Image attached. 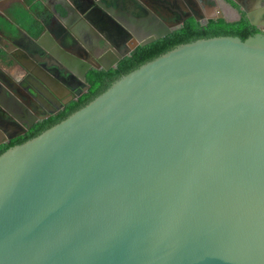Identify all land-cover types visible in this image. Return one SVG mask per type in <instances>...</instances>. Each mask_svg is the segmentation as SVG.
I'll return each mask as SVG.
<instances>
[{"label":"water","instance_id":"95a60500","mask_svg":"<svg viewBox=\"0 0 264 264\" xmlns=\"http://www.w3.org/2000/svg\"><path fill=\"white\" fill-rule=\"evenodd\" d=\"M107 1L94 3L135 39L106 63L48 53L47 65L84 82L199 21L138 20ZM0 264H264V33L179 43L1 152Z\"/></svg>","mask_w":264,"mask_h":264},{"label":"flooded vegetation","instance_id":"af4514ba","mask_svg":"<svg viewBox=\"0 0 264 264\" xmlns=\"http://www.w3.org/2000/svg\"><path fill=\"white\" fill-rule=\"evenodd\" d=\"M36 1L42 4L39 11L30 8ZM94 1L31 0L27 2V0H11L8 4L9 7L17 3L34 16L39 14L38 19L41 22L46 19L48 13L49 17L39 36L35 38L30 36L35 40L40 39L38 43L31 38L18 37L19 39H16L15 37L17 46L22 47L23 50L16 49L9 53L15 74L21 77L11 82V98L2 96V101L7 103L0 105V139L3 136H10L3 142L24 134L36 122L41 121L37 120L23 133L13 135L24 128L27 119L32 115L36 116L51 110H55L52 113L55 114L89 89V87L84 89L86 81L79 79L77 68L72 72L69 66H65V63H60L62 70L47 65L48 59L45 57L48 53L56 59H65L71 63L77 60L88 62L91 58L94 59V55L98 52L101 61L106 63L114 49L123 48L135 39V36L129 34L125 26L129 24L127 20L101 10ZM236 1L240 4L237 5L233 0H121V9L138 20L146 17L151 21L157 20L165 23H176L181 17L195 14L199 21L189 15L183 23L193 18L199 24H206L210 19H223L225 22L237 21L242 16L247 19L244 12L246 9L252 15L253 20L258 23L255 26L259 32L264 33V18L259 19L261 10H264V0ZM4 2L6 0H0V3ZM161 2H168L170 6L166 7ZM106 4L115 9L116 0H108ZM6 9L2 13L4 18L9 20L6 16ZM63 9L65 14H61ZM49 29L57 32L55 43L51 40L42 41L45 32ZM134 32V35H142L140 28H135ZM45 66H50L51 70H44ZM28 79H33L32 84L27 83ZM60 103H64L63 107L56 109Z\"/></svg>","mask_w":264,"mask_h":264},{"label":"trees","instance_id":"16d2710c","mask_svg":"<svg viewBox=\"0 0 264 264\" xmlns=\"http://www.w3.org/2000/svg\"><path fill=\"white\" fill-rule=\"evenodd\" d=\"M27 2H31V0H27ZM41 7L42 4L36 1L30 8L31 10L39 11ZM61 14H65L64 9L61 11ZM6 16L9 20L0 18V26L7 35L11 37L16 36L18 33L16 26H20L25 29L29 36L35 38L42 32L43 26L48 20L49 13L46 19L41 22L38 19L39 14L38 16H34L20 4L14 3L6 9ZM256 32H259V29L251 24L244 16L234 22H225L223 19H210L206 24H199L193 18H189L181 27L172 30L170 33L145 45H137L129 55L122 57L115 67H110L109 69L90 68L85 76V81L89 84V89L85 93L67 103L63 109L57 111L55 114L36 122L24 134L16 136L7 142L0 143V153L8 147L25 141L65 118L68 114L83 106L106 89L120 75L179 43L215 35H235L244 39Z\"/></svg>","mask_w":264,"mask_h":264},{"label":"crops","instance_id":"0c3cea01","mask_svg":"<svg viewBox=\"0 0 264 264\" xmlns=\"http://www.w3.org/2000/svg\"><path fill=\"white\" fill-rule=\"evenodd\" d=\"M11 0H6V2L4 3H0V11L4 13V10L8 7V4L10 3ZM17 28V35L14 37H11L9 35H7L5 33V31L3 29L0 28L1 32L4 35L0 34V105L3 106L5 105L7 102L2 101V96H6L9 98H11L12 94L10 93L11 91V82L14 80L19 79V76H16L15 71L12 67V59L11 56L9 55V53L11 51L14 50H23L22 47L17 46L15 37H17L16 39L19 38H31L29 36V34L25 31V29H23L20 26H16ZM57 32L52 31L49 29V31L47 30L45 32V36L44 39L42 40L43 42L47 41V40H51L52 43H55V36ZM19 37V38H18ZM33 40H35L34 38H31ZM71 44V43H70ZM41 45V44H40Z\"/></svg>","mask_w":264,"mask_h":264},{"label":"rangeland","instance_id":"374dc122","mask_svg":"<svg viewBox=\"0 0 264 264\" xmlns=\"http://www.w3.org/2000/svg\"><path fill=\"white\" fill-rule=\"evenodd\" d=\"M256 1H258V0H256ZM261 16H259V19H262V18H264V10L262 11L261 10V14H260Z\"/></svg>","mask_w":264,"mask_h":264},{"label":"bare ground","instance_id":"6f19581e","mask_svg":"<svg viewBox=\"0 0 264 264\" xmlns=\"http://www.w3.org/2000/svg\"><path fill=\"white\" fill-rule=\"evenodd\" d=\"M257 15H259V14H257ZM251 17H252V15H251ZM253 19V18H252Z\"/></svg>","mask_w":264,"mask_h":264}]
</instances>
